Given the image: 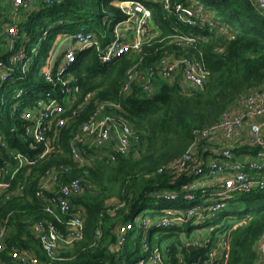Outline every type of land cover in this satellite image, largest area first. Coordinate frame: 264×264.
Here are the masks:
<instances>
[{"label": "trees", "instance_id": "16d2710c", "mask_svg": "<svg viewBox=\"0 0 264 264\" xmlns=\"http://www.w3.org/2000/svg\"><path fill=\"white\" fill-rule=\"evenodd\" d=\"M118 1L58 0L46 4L39 0L37 8L21 12V16L14 19L7 15L13 7L11 0H0V61L12 66L11 76L3 81L0 77V181L8 182V196L0 198V224L5 221L8 230L3 252L7 264L12 247L32 251L38 264H140L146 256L141 248L142 234L146 233L151 240L153 232L130 229L124 246L114 252L110 246L116 239L117 224L132 220L150 192L168 186L169 173L158 172V169L184 153L195 129L214 122L249 90L264 89V14L249 0H200L218 23L226 24L232 38L216 28L187 25L167 12L161 3L146 1L152 11L151 26L156 37L143 44L140 51H125L109 63H102L93 47L80 52L70 70L79 91L73 104L64 102L69 119L52 142L53 152L33 165H19L15 152L33 155L43 147L42 144L36 148L29 146L21 110L37 104L51 88L42 69L55 40L81 29L91 31L102 43L111 40L115 36L114 25L126 17ZM20 11L23 9L16 13ZM13 24L20 37L10 44L6 28ZM177 32L198 36L196 47L169 42L167 36ZM22 40L30 58L27 70L20 75L22 61L11 63L10 57ZM36 45L37 52L33 53L31 50ZM217 46L223 47L221 52L217 51ZM166 54L197 56L208 71L203 85H188L177 72L171 79L156 76L154 90L149 95L137 82H133L127 92L121 91L127 68L140 56V66L145 68ZM19 90L22 95L16 100L13 95ZM89 91L95 94L84 102ZM102 99L120 104L112 113L138 131L140 139L126 153H115L114 158H111L114 151L110 148L103 147L104 153H101L82 146L84 159L77 162L70 152L71 138L91 113L95 102ZM16 102L19 105L14 110ZM81 102L82 108L72 113L71 109ZM53 129L54 124L48 138L53 136ZM243 149L238 146L234 152L239 154ZM49 173L56 174L57 181L50 188H42L43 196H51L58 185L79 178L81 191L69 200L73 206L84 209L83 238L70 245L61 244L53 258L32 232L33 222L49 217L44 198L36 194L40 177ZM242 195L258 202L254 212L231 229L227 264H252L254 245L264 230V189ZM168 204L171 203L159 200L145 215ZM58 224L65 233L66 227ZM170 230L163 237H172L169 263L176 264L175 254L178 250L184 251V246L178 230Z\"/></svg>", "mask_w": 264, "mask_h": 264}, {"label": "built area", "instance_id": "2783aa9c", "mask_svg": "<svg viewBox=\"0 0 264 264\" xmlns=\"http://www.w3.org/2000/svg\"><path fill=\"white\" fill-rule=\"evenodd\" d=\"M42 1L52 4L58 0ZM146 1L161 3L167 12L187 25L216 28L228 34V38L233 37L226 24L218 23L200 0H119L117 4L126 17L114 25L115 36L111 40L102 43L94 33L81 29L62 35L63 41L59 42L62 48L59 52L54 51V46L51 48L47 64L42 69L43 77L51 84V88L46 90L37 104L25 106L21 110L29 146L36 148L42 144L43 147L33 155L15 152L19 165H33L53 152L52 142L58 137V130L69 119L64 102L73 104L79 91V84L70 70L80 52L93 47L100 61L109 63L125 51H140L143 44L153 40L155 33L151 26L152 11L147 7ZM249 1L264 14V0ZM11 3L12 11L17 12L19 9L27 10L31 0H11ZM6 32L10 44L16 43L20 37L16 25L8 26ZM44 36L45 31L42 37ZM167 37L169 42L192 47H196L198 40L195 34L180 32ZM216 49L221 52L223 47L217 46ZM31 51L36 53L37 45ZM28 58L30 56L27 55L22 40L10 57L11 63L22 61L20 75L28 68ZM141 59L142 56L127 68L122 92H127L130 85L137 82L143 92L149 95L154 90L156 76L171 79L177 72L181 73L186 84L200 87L208 74L195 55H162L153 65L145 68L140 66ZM11 70V65L0 61L2 81L11 76ZM94 94L93 91L87 92L84 102L90 101ZM21 95L22 91L19 90L13 98L17 100ZM18 105L16 102L13 109L16 110ZM82 105L83 102L78 103L71 109L72 113H77ZM119 108L118 102L109 99L95 102L93 110L71 138L70 152L75 161L82 162L84 159L82 146L101 153H104L103 147L110 148L114 151L111 158H114L115 153H126L139 141V132L126 120L112 113L113 109ZM52 124L53 136L48 138ZM242 145L249 147L248 151L236 154L234 148ZM163 171L169 173L168 186L152 191L148 196L171 204L160 207L153 214L136 215L129 222H119L114 229L116 239L110 246L111 250L117 252L124 246L130 229L152 232L156 228H162L165 232L156 237V242L149 240L146 233L142 234L141 248L146 256L140 264H170L172 237L164 238L163 234L174 228L180 233L184 246V251L178 250L175 254L176 264H227L230 253L229 233L249 216L227 221L224 213L227 203L234 194L264 189V89L249 90L234 107L224 110L214 122L195 129L184 153L158 169V172ZM56 181V174L49 173L40 177V189L36 194L44 198L45 211L49 217L32 224V232L50 258L55 256L56 249L61 244L70 245L82 239L84 234V209L73 206L69 200L72 195L81 191L80 179L73 178L60 184L52 191L51 196L44 197L42 188H50ZM7 189L8 182L0 181V198L8 196ZM58 223L66 227L65 233L60 231ZM7 231L4 221L0 224V264H7L3 259ZM191 232L195 234L190 236ZM189 244L196 249L189 251L186 248ZM254 252L252 264H264V230L254 245ZM8 256L9 264H38L37 256L25 248L12 247Z\"/></svg>", "mask_w": 264, "mask_h": 264}, {"label": "rangeland", "instance_id": "374dc122", "mask_svg": "<svg viewBox=\"0 0 264 264\" xmlns=\"http://www.w3.org/2000/svg\"><path fill=\"white\" fill-rule=\"evenodd\" d=\"M156 37V33H155ZM147 44V43H145ZM59 45V43H58ZM56 45V46H58ZM143 46V45H142ZM150 198V199H149ZM144 201V206L137 213V216L148 214L151 212L152 207L157 202L153 198L149 197ZM258 200L253 197H244L242 194H234L233 198L227 203L225 208V215H227V221L242 219L247 215H251L256 209ZM151 240L154 242L155 238L165 232L162 228H156L152 231ZM195 232H191L189 235L193 236ZM136 264H139L138 262Z\"/></svg>", "mask_w": 264, "mask_h": 264}, {"label": "crops", "instance_id": "0c3cea01", "mask_svg": "<svg viewBox=\"0 0 264 264\" xmlns=\"http://www.w3.org/2000/svg\"><path fill=\"white\" fill-rule=\"evenodd\" d=\"M5 1H9V0H5ZM38 3H39V0H31L30 7L27 10L29 11L31 8H37V6H38L37 4ZM27 10H23V11H20L19 13H16V12H13L12 10L9 9V12H8L7 15H8V17H12V18L16 19V18H19V16H21V12L23 13V12H26ZM12 12H13V14H12ZM4 29H5V26H4ZM62 37L63 36H61L59 40L56 39L57 41L55 40V43L53 44L54 51L56 53L59 52L61 50V48H62V46H59L58 45V43L60 41H63V38ZM56 45H58V46H56ZM235 143H237V141ZM241 147H242V149L244 148L241 153H245L246 151H248L247 146L242 145Z\"/></svg>", "mask_w": 264, "mask_h": 264}, {"label": "water", "instance_id": "95a60500", "mask_svg": "<svg viewBox=\"0 0 264 264\" xmlns=\"http://www.w3.org/2000/svg\"><path fill=\"white\" fill-rule=\"evenodd\" d=\"M189 251H193V250H195L196 249V247L195 246H193V245H187V247H186Z\"/></svg>", "mask_w": 264, "mask_h": 264}]
</instances>
